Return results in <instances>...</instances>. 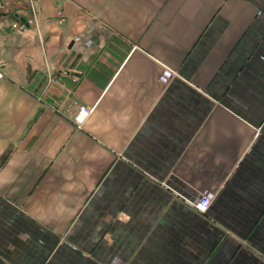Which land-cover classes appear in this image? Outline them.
<instances>
[{
  "label": "crops",
  "instance_id": "crops-1",
  "mask_svg": "<svg viewBox=\"0 0 264 264\" xmlns=\"http://www.w3.org/2000/svg\"><path fill=\"white\" fill-rule=\"evenodd\" d=\"M0 74V264H264V0H12Z\"/></svg>",
  "mask_w": 264,
  "mask_h": 264
},
{
  "label": "built area",
  "instance_id": "built-area-1",
  "mask_svg": "<svg viewBox=\"0 0 264 264\" xmlns=\"http://www.w3.org/2000/svg\"><path fill=\"white\" fill-rule=\"evenodd\" d=\"M12 0H0V9L3 8V6L8 3L11 2ZM22 23L26 24V25H30L33 24V18L32 17H23ZM14 26L16 25L13 24ZM18 25V24H17ZM1 75V74H0ZM179 74L177 73V71L171 69V68H165V72L163 73V76L161 77L162 80H167L170 77L173 76H178ZM75 120L77 122H82L83 119L89 114L90 112V108H86L83 106H79L78 104H76V109H75ZM213 199V193L211 192H204L202 194V196L196 201L194 202V206L196 209L198 210H205L208 208V206L210 205L211 201Z\"/></svg>",
  "mask_w": 264,
  "mask_h": 264
},
{
  "label": "water",
  "instance_id": "water-1",
  "mask_svg": "<svg viewBox=\"0 0 264 264\" xmlns=\"http://www.w3.org/2000/svg\"><path fill=\"white\" fill-rule=\"evenodd\" d=\"M69 43H71V41ZM71 74H76V72H71Z\"/></svg>",
  "mask_w": 264,
  "mask_h": 264
}]
</instances>
